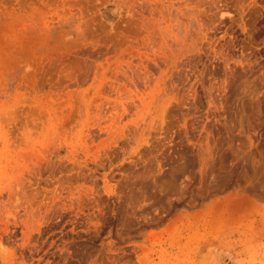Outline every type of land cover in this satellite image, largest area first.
I'll return each mask as SVG.
<instances>
[{
    "label": "rangeland",
    "instance_id": "obj_1",
    "mask_svg": "<svg viewBox=\"0 0 264 264\" xmlns=\"http://www.w3.org/2000/svg\"><path fill=\"white\" fill-rule=\"evenodd\" d=\"M0 264H264V0H0Z\"/></svg>",
    "mask_w": 264,
    "mask_h": 264
}]
</instances>
